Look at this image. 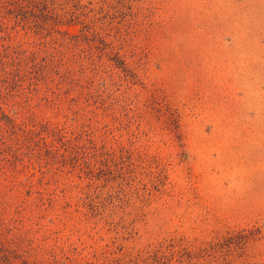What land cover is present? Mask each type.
Returning a JSON list of instances; mask_svg holds the SVG:
<instances>
[{
	"label": "rangeland",
	"instance_id": "1",
	"mask_svg": "<svg viewBox=\"0 0 264 264\" xmlns=\"http://www.w3.org/2000/svg\"><path fill=\"white\" fill-rule=\"evenodd\" d=\"M21 1L42 25L6 16L0 0V54L6 44L24 50L39 87H4L0 74V111L13 136H34L29 152L53 148L49 176L74 177L57 153L82 145L103 178L72 185L71 207L87 192L106 208L91 223L63 225L43 211L25 219L34 192L19 182L54 184L28 154L9 158L6 144L0 220L35 236L15 245L26 251L15 261L264 264V0ZM47 59L51 71L38 76Z\"/></svg>",
	"mask_w": 264,
	"mask_h": 264
},
{
	"label": "trees",
	"instance_id": "2",
	"mask_svg": "<svg viewBox=\"0 0 264 264\" xmlns=\"http://www.w3.org/2000/svg\"><path fill=\"white\" fill-rule=\"evenodd\" d=\"M1 4L5 8V15L13 17L18 23L22 22V24L24 23V25H27L28 28H31L34 31H38L41 27L43 14L42 12H35L34 6V8H31L21 0H1ZM0 28H3L2 21H0ZM6 48V51L3 52V54H0V74H2L3 76V78H1V76L0 78L3 81L4 87L5 84H8L9 86L12 85V88H16L18 91H21L22 88L20 85H22V83L20 82L26 79L30 80L27 73H24L25 70L22 67L24 64L23 58L24 56H26V54L24 53V50H11L8 44H6ZM50 63H52L50 59H47V62H44L40 67V74H37V72L36 74L38 76L41 74L45 76V74L51 71ZM11 65H13V69L11 68ZM4 74L10 75L11 79H14L16 84H11L7 80H4ZM50 79L51 77H49L48 80ZM38 81L39 78H35L34 83H32V81L30 80L33 86L31 87V89H34L35 91L38 90ZM19 87L20 89H18ZM18 94L21 93L19 92ZM0 114V120H3L4 125L7 127V130L10 131L9 134L5 132L0 134V142L1 144H3V146H0L1 154L5 153L6 144H8V152L10 153L9 158L20 159L18 158V155H20V153L25 155L28 154L27 156L31 158V162H29L28 164L32 165V169L36 167L35 163H37L40 167L42 179H46L47 183L52 182V184H54V189L52 191H48L45 189L43 190L39 187H35V184L32 183V178H25L26 180L24 179L19 182L28 191L26 192L27 195H29V192H34V195L32 196V199H34L33 202H31L30 204L29 201H26L25 206L21 208V210H24L23 217L25 216V219L29 220V218H31V216H33L35 213L43 211L45 212V214L49 215L50 219L56 218L55 221L63 225L68 224V222L73 220H75L76 222L86 221L87 223H91L92 217H95L96 214L100 215L101 212L105 210L106 206L100 199V195L95 194V196H91V193L87 192H83V195H77V200L73 204L74 207H71L73 195L69 194V188L72 185L78 187L82 181L86 180V182H90V185L92 184L96 188L98 186L96 185V182L103 178V172H101L102 169L97 168L96 170L94 164L95 161L93 160L91 163L90 160H87V151H85L86 149L82 145H80L78 142L70 143L64 145L62 152L57 153V155L60 156L62 166L65 164L64 161L67 160V163L70 164V167L73 169V171L76 170V174L74 175V177L76 176L79 183L71 181V178L74 177H65L61 176L60 174L49 176V174L45 171L46 169L51 168V164L56 162V152L53 151V148L51 146H46L45 148L47 149H44V153L41 154L40 147H38L34 151L35 153L31 151L29 152L31 142H35L34 136L29 132H25V134L23 135L24 137L19 140L17 137L13 136V134L15 133L14 129H16V125L14 124V122H12L11 119H8L9 117L6 113H2L0 111ZM23 149L25 150L23 151ZM41 168H43V170ZM82 173L84 175H82ZM34 175L35 172L32 171L30 173V176L34 177ZM37 179L39 180V177H37ZM57 188H59V190L56 192ZM110 189H112V187L108 186L107 192ZM119 191L124 193L123 189L117 190V192ZM61 202L64 203V207L60 206ZM22 219L23 218L18 219L19 222ZM5 221L6 220H0V264H18L15 261V257L19 256L18 258H21L25 261V258L23 257L26 255V251L22 250V247L24 246L23 243L29 240V238H27L26 236L30 233L31 230L30 228H26L24 226V223H19V225L14 226L13 223H6ZM51 223H53V221H51ZM34 240L35 236L32 235L26 245H32L34 243ZM19 244L22 247L19 248L21 249V251L18 253V249H16L15 245Z\"/></svg>",
	"mask_w": 264,
	"mask_h": 264
}]
</instances>
